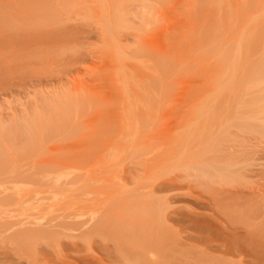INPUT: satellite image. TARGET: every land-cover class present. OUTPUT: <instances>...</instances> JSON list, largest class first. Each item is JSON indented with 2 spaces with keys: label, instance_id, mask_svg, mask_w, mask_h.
I'll return each instance as SVG.
<instances>
[{
  "label": "rangeland",
  "instance_id": "374dc122",
  "mask_svg": "<svg viewBox=\"0 0 264 264\" xmlns=\"http://www.w3.org/2000/svg\"><path fill=\"white\" fill-rule=\"evenodd\" d=\"M257 251L264 0H0V264Z\"/></svg>",
  "mask_w": 264,
  "mask_h": 264
},
{
  "label": "bare ground",
  "instance_id": "6f19581e",
  "mask_svg": "<svg viewBox=\"0 0 264 264\" xmlns=\"http://www.w3.org/2000/svg\"><path fill=\"white\" fill-rule=\"evenodd\" d=\"M3 40V39H2ZM7 43V42H6ZM229 189V188H228ZM231 195H233V194H231ZM233 199V198H232ZM231 200V199H230ZM232 238V237H231ZM251 239V238H250ZM252 241V240H251ZM261 247V246H260ZM259 247V248H260ZM237 248V247H236ZM261 251H263V250H261ZM259 254H257V253H255V255L257 256V255H261V254H263L264 255V253H262L261 252V254H260V252L259 251H257ZM261 258H263L264 259V257H262V256H260L259 258H258V260L261 262L263 259H261ZM251 261V260H250ZM250 261H248V260H243V263L245 262V263H247V264H249L250 263ZM257 262H255V261H252V263L251 264H256ZM259 264V263H258Z\"/></svg>",
  "mask_w": 264,
  "mask_h": 264
}]
</instances>
